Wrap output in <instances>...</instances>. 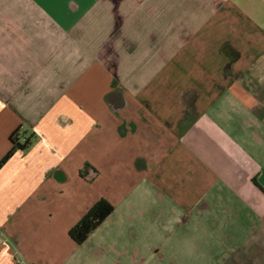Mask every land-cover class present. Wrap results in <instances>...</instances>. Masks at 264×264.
I'll return each mask as SVG.
<instances>
[{
	"label": "crops",
	"instance_id": "crops-1",
	"mask_svg": "<svg viewBox=\"0 0 264 264\" xmlns=\"http://www.w3.org/2000/svg\"><path fill=\"white\" fill-rule=\"evenodd\" d=\"M19 259L264 264V0H0V264Z\"/></svg>",
	"mask_w": 264,
	"mask_h": 264
},
{
	"label": "trees",
	"instance_id": "trees-1",
	"mask_svg": "<svg viewBox=\"0 0 264 264\" xmlns=\"http://www.w3.org/2000/svg\"><path fill=\"white\" fill-rule=\"evenodd\" d=\"M11 142L13 144V151L24 150L29 143L27 139L25 140L24 143H21L19 134H15L12 137ZM10 156L11 153L6 157L4 161H6ZM3 163L4 162H2V164ZM112 212H113V206L107 200L101 199L70 231L69 235L71 239L79 245L83 244L88 239V237L100 226V224L109 215H111Z\"/></svg>",
	"mask_w": 264,
	"mask_h": 264
},
{
	"label": "built area",
	"instance_id": "built-area-1",
	"mask_svg": "<svg viewBox=\"0 0 264 264\" xmlns=\"http://www.w3.org/2000/svg\"><path fill=\"white\" fill-rule=\"evenodd\" d=\"M25 140H26L25 138L20 137V142H21V143H24ZM18 264H25V262H24L22 259H19V260H18Z\"/></svg>",
	"mask_w": 264,
	"mask_h": 264
}]
</instances>
